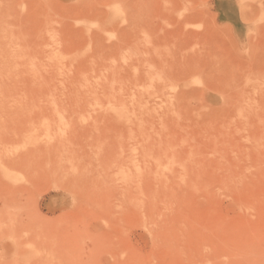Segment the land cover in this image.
I'll return each instance as SVG.
<instances>
[{"label":"rangeland","instance_id":"374dc122","mask_svg":"<svg viewBox=\"0 0 264 264\" xmlns=\"http://www.w3.org/2000/svg\"><path fill=\"white\" fill-rule=\"evenodd\" d=\"M247 238L264 243V0H0V264L154 242L228 263Z\"/></svg>","mask_w":264,"mask_h":264},{"label":"bare ground","instance_id":"6f19581e","mask_svg":"<svg viewBox=\"0 0 264 264\" xmlns=\"http://www.w3.org/2000/svg\"><path fill=\"white\" fill-rule=\"evenodd\" d=\"M161 230H162V228H161ZM159 231V230H158ZM220 231H221V229H220ZM161 232H163V231H161ZM167 232H169L168 230H167ZM166 232V233H167ZM242 233V232H241ZM162 235V234H161ZM156 236H157V233H156ZM152 238V237H151ZM156 239V238H155ZM153 240V239H152ZM235 240H236V242H237V244H241V245H243L244 244V242H246L245 241V239L244 238H241V237H236L235 238ZM247 240L249 241V239L247 238ZM252 241H249V242H247V244L249 245L248 247L247 246H245V248H249L248 249V251L247 252H244L243 253V250L245 249H242V253L240 254V255H237V256H235V257H233L232 259L231 258H229L228 257V255H227V257L230 259V261L228 262L229 264H264V243H261V242H257L255 239H251ZM154 242V241H153ZM125 245H126V243L125 242H123ZM131 243V242H130ZM159 243V244H158ZM212 243V242H211ZM158 244V247H159V249H160V242H154L153 244H152V246L153 245H157ZM162 244H164V243H162ZM124 245V246H125ZM120 246H122V244L121 245H119V248H120ZM124 246H122L123 248H124ZM127 247H128V249L130 248V249H132V250H134L133 252H132V254H131V256L130 257H127V258H123L120 262H118V264H194V261L192 262V260L194 259H190L189 260V258L187 257V258H185V257H181V258H183V259H179V260H176V259H174L173 261L174 262H172L171 263V259H169L168 257H167V255L166 254H163V252L161 253V255L159 254L160 253V251L162 250H159L158 249V251H159V255H157V254H153L152 253V255L151 254H148V255H150V256H152L153 258H151L152 260V262H149L148 260L150 259V256L148 257V256H146L145 255V257H148V258H146V259H143L142 257H143V255H142V253L144 252V251H146L147 250V245H146V243H143L141 246H138V245H134V247H133V245L132 244H129V243H127V245H126ZM154 247V246H153ZM242 247H244V246H242ZM238 248V247H237ZM237 248H235V249H237ZM155 249H156V247H155ZM253 249L254 250H256V251H254L253 252ZM137 250L138 251H140V253L138 254L137 253ZM239 249H237V251H238ZM241 250V249H240ZM239 250V251H240ZM247 250V249H246ZM245 250V251H246ZM131 251V250H130ZM151 251V250H150ZM153 251V250H152ZM165 253V252H164ZM234 253H236L235 251H234ZM127 254H129V253H127ZM137 254V255H136ZM144 254V253H143ZM146 254V253H145ZM124 255V254H123ZM130 255V254H129ZM166 255V256H165ZM235 255V254H234ZM233 255V256H234ZM122 256V255H121ZM142 256V257H141ZM144 257V258H145ZM226 257V259L228 260V258ZM171 258V257H170ZM126 259V260H125ZM115 260V259H114ZM137 260H139V262H137ZM118 261V260H117ZM117 261H116V263H117ZM226 261V260H225ZM225 264H228L227 263V261L226 262H224ZM223 263V261L222 262H220V263H215V262H212V260H209V261H207V262H205L204 264H224Z\"/></svg>","mask_w":264,"mask_h":264},{"label":"crops","instance_id":"0c3cea01","mask_svg":"<svg viewBox=\"0 0 264 264\" xmlns=\"http://www.w3.org/2000/svg\"><path fill=\"white\" fill-rule=\"evenodd\" d=\"M222 2H215L214 5H216L217 12L219 13V16H222L224 18L229 19L230 21H234L237 18L235 17V14L227 10L228 8L222 6Z\"/></svg>","mask_w":264,"mask_h":264}]
</instances>
